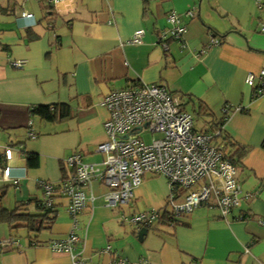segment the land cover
<instances>
[{"label": "crops", "instance_id": "1", "mask_svg": "<svg viewBox=\"0 0 264 264\" xmlns=\"http://www.w3.org/2000/svg\"><path fill=\"white\" fill-rule=\"evenodd\" d=\"M261 1L258 8L253 0H75L57 14L48 0H0V164L10 168L9 179L0 173V206L40 214L41 183L55 191L53 222L39 233L25 228L24 242L17 239L21 228L0 222V264H74L50 248L73 224L74 252L84 264H264V94L257 79L252 86L245 82L264 68ZM189 10L192 16L185 15ZM171 12L186 32L179 41L166 40L164 49L161 35ZM137 30L144 32L139 45L129 42ZM11 60L25 63L13 68ZM137 84L176 95L198 132L224 117L222 135L246 149L235 168L245 196L230 214L201 205L174 225L160 224L170 211V189L165 177L146 174L124 206L108 205V189L91 179L86 207L69 215L60 187L74 168L65 160L79 153L83 164L102 166L105 155L97 146L107 140L109 113L101 101ZM39 105H62L67 113L45 122L31 114ZM31 155L34 167L27 163ZM149 212L159 217L147 227L123 220ZM14 240L18 245L9 244Z\"/></svg>", "mask_w": 264, "mask_h": 264}, {"label": "built area", "instance_id": "2", "mask_svg": "<svg viewBox=\"0 0 264 264\" xmlns=\"http://www.w3.org/2000/svg\"><path fill=\"white\" fill-rule=\"evenodd\" d=\"M253 1L258 8L262 7L261 0ZM73 2L75 0H48L57 14L58 9L69 11ZM62 4L69 5L60 8ZM185 15L192 16L193 11L189 10ZM21 16L30 18L32 15L23 13ZM166 20L167 27L161 35L164 49H167V39L179 41L186 32L179 14L171 12ZM143 35L142 30H137L129 42L139 45ZM218 43L217 40L210 41V45ZM203 53L202 50L199 55ZM24 63L23 60H11L10 66L21 68ZM255 79L259 82L258 93L264 94V68L257 75L249 73L245 82L252 86ZM101 106L109 113L103 125L107 140L97 146V150L105 155L102 166L83 164L79 153L65 160V164L74 170L68 179L62 181L60 194L68 198L67 212L73 218L87 205L84 188L91 179L98 180L108 189V205L124 206L132 201L134 189L146 174L167 179L170 189L168 206L176 217L190 214L199 205H214L222 216L239 207L245 195L236 180L235 167L224 157L221 146L214 143L218 132L193 131L191 115L167 88L137 84L113 90L102 99ZM146 131L161 134V137L152 138L150 144H145L141 135ZM29 136L35 137L32 132ZM0 173L3 179H9L10 168L0 164ZM41 184L45 195L44 207L50 208L54 187L44 182ZM158 217L157 212H149L123 220L137 227H147ZM74 228L75 224L66 238L53 241L50 248L69 255L74 264H84L74 252L78 241ZM9 244L18 245L15 240ZM112 264L126 263L118 259ZM137 264L147 263L140 261Z\"/></svg>", "mask_w": 264, "mask_h": 264}, {"label": "trees", "instance_id": "3", "mask_svg": "<svg viewBox=\"0 0 264 264\" xmlns=\"http://www.w3.org/2000/svg\"><path fill=\"white\" fill-rule=\"evenodd\" d=\"M183 26L185 27L184 24ZM65 109H66L65 106H62V105H59V106L39 105L31 109V114L32 116H38L41 120L45 122L53 123L56 120L61 119L64 113H67L66 111L67 109L66 110ZM223 125H224V117L223 119L219 120V122L215 124L214 129H211L210 131H207L204 133L218 132V136L214 138V141H217L218 139L221 138L223 139L224 144L222 145V144H218L217 142H215V145L221 146L224 157L228 159L230 163L236 168L237 163L239 162L241 156L246 153V149L241 148L235 142L231 141L226 134L222 135ZM193 131L198 132L194 129V127H193ZM228 147L233 149L232 150L233 153H231L228 150ZM27 163L29 167H34L37 165V162L35 158H33L32 155L28 156ZM0 201H1V197H0ZM40 206H41V212L40 214H36V215H29L26 212L21 213V209L7 211L1 208L0 206V222H5L11 230H17L18 228H26L29 232L39 233L40 231L48 228V225H50L53 222L54 214H55L54 210H52V207L46 208V207H43V205H40ZM185 216L186 215L184 216L181 215L179 217H176L169 211L166 214H163L162 216H160L159 220L157 221L158 223L160 222V224L169 226L170 224L174 225V223L177 222L180 217H185ZM33 238H35V236Z\"/></svg>", "mask_w": 264, "mask_h": 264}, {"label": "rangeland", "instance_id": "4", "mask_svg": "<svg viewBox=\"0 0 264 264\" xmlns=\"http://www.w3.org/2000/svg\"><path fill=\"white\" fill-rule=\"evenodd\" d=\"M197 126H199L198 125V123H197ZM161 137V134H152V133H150V132H148V131H146L145 133H143L142 135H141V138H142V141L145 143V144H150L151 143V141H152V138H156V139H158V138H160ZM18 233V234H17ZM17 239L21 242V240L24 242L25 241V239H27V230L25 229V228H21V229H19L18 231H17Z\"/></svg>", "mask_w": 264, "mask_h": 264}, {"label": "water", "instance_id": "5", "mask_svg": "<svg viewBox=\"0 0 264 264\" xmlns=\"http://www.w3.org/2000/svg\"><path fill=\"white\" fill-rule=\"evenodd\" d=\"M146 232H147L146 228L141 229L140 232H139V237L145 235Z\"/></svg>", "mask_w": 264, "mask_h": 264}]
</instances>
